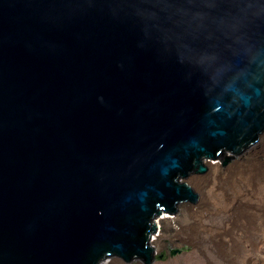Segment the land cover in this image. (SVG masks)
I'll return each instance as SVG.
<instances>
[{
	"label": "water",
	"instance_id": "1",
	"mask_svg": "<svg viewBox=\"0 0 264 264\" xmlns=\"http://www.w3.org/2000/svg\"><path fill=\"white\" fill-rule=\"evenodd\" d=\"M263 131L264 0H0V264H155Z\"/></svg>",
	"mask_w": 264,
	"mask_h": 264
},
{
	"label": "rangeland",
	"instance_id": "2",
	"mask_svg": "<svg viewBox=\"0 0 264 264\" xmlns=\"http://www.w3.org/2000/svg\"><path fill=\"white\" fill-rule=\"evenodd\" d=\"M254 148L258 153L250 156L248 152ZM260 148L259 138L242 157L232 158L219 166L221 172L234 161L242 162L240 169L243 170L252 166L255 158L263 162ZM249 157H254L252 164ZM221 179L213 176L205 186L190 184L196 194L206 198L203 204L198 203L195 213L182 212L177 218L154 222L156 232L152 247L157 256L155 264H264V226L260 227L256 217H250L248 223L240 220L243 211L253 215L264 213V187L255 191L239 181L234 189L243 196L234 203L231 199L233 192ZM247 202H250V208L245 209L240 203ZM110 264H115V259H111Z\"/></svg>",
	"mask_w": 264,
	"mask_h": 264
},
{
	"label": "bare ground",
	"instance_id": "3",
	"mask_svg": "<svg viewBox=\"0 0 264 264\" xmlns=\"http://www.w3.org/2000/svg\"><path fill=\"white\" fill-rule=\"evenodd\" d=\"M259 138H260V146H261L260 149L263 152V156H264V131L260 134ZM259 138H258V140H259ZM248 153L250 154V156L251 155H255V154L258 153V150H257V148L252 149V151L250 149ZM249 158L251 160L250 161L248 160V161L250 162V164H252L253 163V160H254V157H252V158L249 157ZM229 160L230 159H228L227 162H229ZM243 160H245V159H243ZM241 164H242V162H241ZM241 164H238L237 161H234L232 165H229L228 167L226 166L227 168H225V171H223V172H221L222 170L220 169L219 166H211V167H209L208 172L206 174H204L205 177H207V179H206L205 182H203V181H193L192 184L196 183V185L205 186V185L208 184L209 179L211 177L213 178V176H215V177L216 176L217 177L220 176V177H222V179H221L222 181L221 182H224L225 181L226 184L229 185L231 191L233 192V197L231 199H232V202L234 201V203H235L236 202L235 200L240 199L243 196V193L242 192L235 191V189H234V187H236L238 185V182L239 181H241L242 183H244L247 187L251 188V190H255V191H259V190H261V187H264V172H260L261 169H264V161L262 162L261 160H257L255 158L253 165L252 166H249V168L246 169V170L240 169V167H241L240 165ZM207 169H208V167H207ZM262 195L264 197V191H262ZM226 198H227V196L224 197L223 200H225ZM205 200H206V198L205 197H202V194L201 195H198L197 206L200 203L203 204V202H205ZM249 203L247 202L246 204H244V203H240V204L245 209H247V207L250 208ZM232 205H234V204L232 203ZM189 212L190 213H195L194 211H189ZM240 216H242L240 220L244 221L245 223H248V220L250 219V217L251 218L252 217H256L260 221V227H263L264 226L263 225L264 224V213H257V215L256 214L253 215V214H249L248 211L247 212H244L243 211V212L240 213ZM241 225H242V223H241ZM244 226H246V225H244Z\"/></svg>",
	"mask_w": 264,
	"mask_h": 264
},
{
	"label": "flooded vegetation",
	"instance_id": "4",
	"mask_svg": "<svg viewBox=\"0 0 264 264\" xmlns=\"http://www.w3.org/2000/svg\"><path fill=\"white\" fill-rule=\"evenodd\" d=\"M172 254H173V252H172Z\"/></svg>",
	"mask_w": 264,
	"mask_h": 264
}]
</instances>
